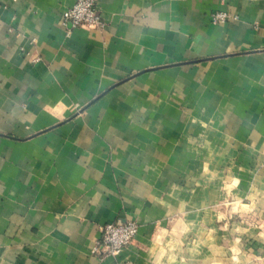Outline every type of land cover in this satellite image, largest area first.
Returning a JSON list of instances; mask_svg holds the SVG:
<instances>
[{
	"label": "crops",
	"instance_id": "1",
	"mask_svg": "<svg viewBox=\"0 0 264 264\" xmlns=\"http://www.w3.org/2000/svg\"><path fill=\"white\" fill-rule=\"evenodd\" d=\"M76 1L0 0V264H264V0Z\"/></svg>",
	"mask_w": 264,
	"mask_h": 264
},
{
	"label": "built area",
	"instance_id": "2",
	"mask_svg": "<svg viewBox=\"0 0 264 264\" xmlns=\"http://www.w3.org/2000/svg\"><path fill=\"white\" fill-rule=\"evenodd\" d=\"M61 20L64 26L72 28L103 29L105 27L97 11L96 0H77L63 13ZM228 20L229 17L224 12H217L211 17L213 24H222ZM99 233L100 238L93 247L92 254L101 258H117L125 249L132 246L139 233V224L133 220L106 223L99 227ZM245 264H252V262Z\"/></svg>",
	"mask_w": 264,
	"mask_h": 264
},
{
	"label": "rangeland",
	"instance_id": "3",
	"mask_svg": "<svg viewBox=\"0 0 264 264\" xmlns=\"http://www.w3.org/2000/svg\"><path fill=\"white\" fill-rule=\"evenodd\" d=\"M174 247H175V246H170L169 248L173 250ZM176 248H177V249H175L174 251H175V252H176V251L179 252L178 249H180V246H177ZM192 248H194V245H189V246H188L189 251H190V249H192ZM182 249H183V251H185V246H184V248H182ZM172 250H171V251H172ZM192 251H193V250H192ZM177 252H176V253H177ZM222 261H223V262H221V263H224V264H225V263H226V264L228 263L227 260H222ZM231 263H232V264H241V261H239V259H237V257H235V258L233 257V258H231Z\"/></svg>",
	"mask_w": 264,
	"mask_h": 264
}]
</instances>
